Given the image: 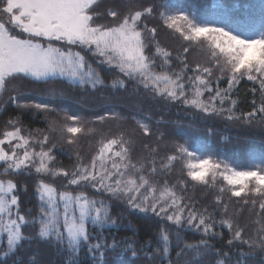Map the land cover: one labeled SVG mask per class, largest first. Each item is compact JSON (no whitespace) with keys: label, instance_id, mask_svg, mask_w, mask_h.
I'll return each mask as SVG.
<instances>
[{"label":"snow or ice","instance_id":"snow-or-ice-1","mask_svg":"<svg viewBox=\"0 0 264 264\" xmlns=\"http://www.w3.org/2000/svg\"><path fill=\"white\" fill-rule=\"evenodd\" d=\"M98 3L99 0H0V92L13 78H27L49 86H54L57 81H67L72 87L99 91L104 81L85 56L74 50L83 49L91 50L92 56L99 58L97 63L118 69L123 76L136 80L145 89L173 101L183 100L208 115L218 116L227 112L229 120L234 118L232 108H225V101L230 99L229 93L241 79L254 81L259 78L260 90L264 93V35L244 39L223 27L197 26L182 13L164 15L166 26L175 29L184 40L209 39L213 47L212 56L216 58L221 74L228 73L227 87L221 89L217 86L213 89L201 75L211 76L212 69H201L200 65H196L191 70L194 75L188 76L193 89V98L189 101L185 99L184 76L177 74L173 78L166 72H155L153 61L145 54L146 45L138 24L143 16L151 15L155 9L136 10L115 25H106L96 22L95 18L100 15L96 10ZM107 14L113 18L118 15L112 10ZM184 26L188 34H185ZM150 31L154 33L156 30L153 28ZM164 63L168 64L169 61L165 59ZM184 67L188 69L186 64ZM125 86L126 81L119 77L112 80L113 89ZM205 91L210 93L207 104L200 99ZM9 101L20 110L35 108L60 115L48 103L21 101L17 96H9ZM217 101L219 107H216ZM230 102L233 106L237 103L236 100ZM252 104L253 110L246 114L247 117L259 114L264 118V96L259 106H256L255 100ZM110 119L119 117L112 111H105L95 116L93 123L103 124ZM62 120L65 123L59 129L58 141L48 134L57 130L56 121H49L47 132L33 138L31 133L23 134L19 116L8 119L5 130L0 134V167H3L0 176L5 177L0 178V236H6L5 257L14 254L23 242L33 239L26 236L22 229L38 225L35 239L57 245L66 242L74 254L87 246L93 264H109L110 256H114L117 250L131 251L132 258H136L137 250L127 240L116 241L113 238L110 244L105 240L102 230L116 225V220L110 215L109 204L104 199L92 198L89 190L123 200L134 212L153 213L176 226L177 259L173 261L170 258V235L161 228L159 235L162 246L158 245L148 256L147 264H180V258L188 251L194 252L197 257L209 253L221 254L209 243L211 238L222 235L215 231L217 221L211 215H205L206 208L200 211L182 205L181 198L174 190L165 187L157 195V188L143 174L136 178L132 172H140L141 169L132 161L128 142L122 135L101 139L87 161L77 153L75 163L70 168L58 163L56 149L66 147L69 152L75 151L77 134L90 131L84 117L79 114L65 111ZM137 123L144 135L150 134L147 125ZM176 151L193 155L183 145L177 146ZM176 159V155L168 157L169 162ZM203 160L188 165L190 169H195L188 172L192 181L206 183L205 177L210 170L213 174L220 170L221 165L211 160L201 166ZM150 171L154 173L155 167ZM25 174L35 182L34 195L39 201L38 214L31 218L21 212V185L16 179ZM219 174L229 186L231 197L241 198L244 204L251 203L254 207L258 205L257 214L264 218V169L240 171L224 165V172ZM24 191L27 192L26 187ZM220 191L223 193L225 189L221 188ZM249 196L259 199L250 201ZM216 204H222L221 197L216 198ZM227 211L224 204L223 214L218 221L221 228L229 231L226 243L264 251V225L246 238L247 227L226 218ZM89 226L99 230L95 236ZM183 230L199 232L201 239L198 243H185L181 235ZM222 255L224 259L217 261V264H231L228 253ZM245 255L243 251L240 252L241 257ZM0 264H7V261L2 260ZM235 264H244V261L240 259Z\"/></svg>","mask_w":264,"mask_h":264},{"label":"trees","instance_id":"trees-1","mask_svg":"<svg viewBox=\"0 0 264 264\" xmlns=\"http://www.w3.org/2000/svg\"><path fill=\"white\" fill-rule=\"evenodd\" d=\"M107 0H100L97 7L101 6ZM131 0H119L120 6H108L104 12V17L109 16L107 13L109 10L116 11L117 22L123 17L134 12L136 10L134 6L131 9H124L125 6L129 5ZM173 1L176 0H169ZM219 2L213 4L211 10H195L193 11L197 21L204 23V16L217 9ZM97 12H101L100 9H96ZM264 15V0H226L221 10L214 15L213 21L218 23L221 22V26H225L223 20L227 18L233 25L245 24L249 20L259 19ZM98 23L101 20L99 15L95 18ZM155 29L153 33L150 30ZM138 30L141 31L144 42H145V54L149 56L150 60L153 61L152 68L155 72H166L167 74L175 76L177 73L174 70V65L171 69L162 68L161 60L157 54V49L162 52L168 53L167 55L171 58H185V64L188 69H183L182 75L184 76L183 82L185 83V99L191 100L193 98V89L188 81V76L194 75L191 71L196 67L189 59V54L194 50L197 44H193L190 41L184 40L180 35L174 33L168 29L161 19L159 18V12H153L151 15H145L142 17ZM248 30V29H246ZM55 43V42H54ZM80 51L85 56L86 61L91 64L92 68L95 69L100 78L104 81V86H101L99 91H93L90 88H83L77 90L78 87L69 86L67 81H57L53 88L50 90L49 85L43 83L34 82L30 79H9L6 84V88L3 92H0V134L5 129V122L8 119L20 117L22 124L20 125L23 131L30 133L34 130H45L48 128V122L51 121L52 117L42 115L36 111L31 110H20L11 103H5V100L9 96H17L21 101L38 103L41 97L45 99H54L61 96H55V86L63 87L66 91H69V87L74 90L69 91V94H75L78 96L82 90L88 89L92 93L98 94L96 98V108H101L105 105L107 107L101 109L99 113H94V116L103 114L105 111H112L117 114L119 119L109 120L100 124L99 134L105 138L112 137V130L119 128L122 131L119 136H123L124 140L130 139L132 142V152L130 156L132 159L139 156V159L135 161L137 166L139 163H144L146 172L150 167H156L159 165L157 160L166 159L177 149V146L181 145L182 139L176 133V129L179 130L183 125L177 124H191L198 126L205 131L199 140H202L201 146L196 154L202 157H207L213 162H222L224 160L230 161V163L238 168H247L250 150H255L264 154V129L263 131H257L259 129L258 121L264 122L259 114L255 117L248 118L247 113L253 110L252 101H256V106H259L262 96L264 93L261 92V85L256 83L252 84L249 81L242 79L229 93L230 99L225 101V108L231 107L233 119L229 120L228 113L224 112L220 115H208V120L203 122L201 119L205 112L192 106L190 103L186 104L183 100H171L165 96L157 95L151 89H145L142 85L138 84L136 80H130L128 77L123 76L118 69L109 67L106 64L97 63L98 57H94L91 54V50L74 49ZM211 63L212 71L216 68L213 60ZM170 64L172 62L170 61ZM119 77L126 81L124 88H116L114 90L118 92L109 91L111 88L112 80ZM227 77L222 76L219 79H214L208 82L209 86L215 89L219 86L221 89L227 87ZM66 84V85H65ZM255 90V91H254ZM75 91V92H73ZM100 91H105L104 94H99ZM210 93L205 91L203 96L200 97L204 103H209ZM145 97V99H144ZM78 103L81 99H75ZM231 100H236L235 106L231 105ZM163 101L165 106L163 105ZM154 102V104H152ZM52 104H57V100L52 101ZM148 104L150 107L148 108ZM219 102H216V107H219ZM136 110V115L133 111ZM236 117H241L237 119ZM152 120L153 122H149ZM145 123L148 127H151L149 135H144L142 129L137 123ZM251 121V122H249ZM138 126V127H135ZM135 127L136 132H141V136L135 137L128 133L130 128ZM209 131V132H208ZM135 132V133H136ZM133 134V133H132ZM210 134V135H209ZM88 143V141H87ZM84 146H87L85 144ZM243 146H245L243 148ZM98 146H95V150ZM75 148V151L69 152L67 148H57L58 153L57 162L67 167H71L75 163L76 154L80 151ZM162 154V155H160ZM91 156V153H86L84 157ZM89 156V157H90ZM88 157V158H89ZM88 158H84L86 161ZM264 168V163H262ZM3 173V167H0V174ZM34 175V174H33ZM186 175V174H185ZM187 176V175H186ZM0 178H5L0 176ZM12 178V177H7ZM149 178L152 179L151 184L158 183L157 190L161 186H166L176 192V195L181 198L182 205H189L196 209L203 211L205 208L207 212L205 215H211L217 221L216 232H220L222 235L213 237L209 240V243L214 249H218L221 253L216 255L209 253L201 257H197L194 252L188 251L187 254L180 258V264H217V261L223 260L224 256L222 253H228L231 257V264H235L237 260L243 259L244 264H262L264 262V251L259 248L250 249L247 245L229 246L226 241L229 238V231L226 228H221L218 224L223 212V205H227V217L232 219L234 222L241 226L247 227L245 236L254 235L262 225H264V218L258 215V205L253 206L251 203L244 204L243 199L231 197L228 191V186L223 183L220 179L210 178L207 183H201L198 181H192L190 178H184L179 181L177 173L172 171L162 172ZM21 185L20 195L21 200V212L29 215V218L34 217L38 214V198L34 195V184L31 176L27 174L16 178ZM59 183H57L58 185ZM27 188V192L24 188ZM224 188L225 191L221 193L220 189ZM92 198L104 199L109 204L110 215L116 220V225L103 229V236L105 240L110 244L113 238L116 241H124L133 244V247L137 250V257L132 258L131 251L121 252L117 250L114 256H110L109 264H147V258L157 248L158 245L162 246V240L160 238V230L164 228L170 235V258L175 261L177 259L176 253L179 249L176 247V226L172 225L166 220H161L156 217L153 213H139L134 212L127 207L123 200H115L104 193H94L89 190ZM221 197L222 204H216V198ZM258 197L249 196L248 199ZM29 210H31L29 214ZM131 222V223H129ZM94 236L98 229L91 228ZM24 234L31 239V243H37L38 245H46L50 248L52 255L45 259L47 264H93L92 258L89 256L87 246L81 247L77 253H72L67 243L63 245H57L47 241H41L35 239L36 233L38 232L37 226H27L22 229ZM183 241L185 243H198L201 239V233L183 230L181 232ZM6 239H2L0 242V251L6 252ZM25 241L23 243H28ZM126 247V245H121ZM183 247V244H181ZM243 251L247 255L241 257L240 252ZM22 252V246L14 253V255L20 257ZM29 254V253H28ZM10 255V254H9ZM25 258V257H24ZM23 264H27V260L22 261Z\"/></svg>","mask_w":264,"mask_h":264},{"label":"rangeland","instance_id":"rangeland-1","mask_svg":"<svg viewBox=\"0 0 264 264\" xmlns=\"http://www.w3.org/2000/svg\"><path fill=\"white\" fill-rule=\"evenodd\" d=\"M130 2L131 3H129V5H127V6H125L124 9L128 10V9H131L133 6L135 9H140V10H143L145 8H148V7H152L155 9V11H154L155 13L157 11L159 12V18L161 19V21L163 22V24L165 26H166V24L164 22V15L170 16V15H175L177 13H182V14L187 15L194 22V24H196L197 26H214V24H215V22L213 21L214 15L221 10V8H222L223 4H225L226 0H176L174 3H173V1H169V0H131ZM218 2H219L218 8L215 9L213 11V13L209 12L204 16V23L203 24H202V22L197 21V18H196L193 11L205 10V9L211 10L212 5L217 4ZM115 5L117 7L120 6L119 0H107L101 6L96 8V9L101 10L100 15H99V17H101V20H99L100 24L115 25L117 23L116 18H113L111 16H107V17L103 16L104 12L107 10L108 6L113 7ZM181 23H183V22H181ZM139 24H140V22H139ZM216 27H220L219 23H216ZM170 30H172L174 33L180 35V33L176 32L175 29H170ZM225 30H228V31L232 32L234 35H237L238 37L244 38V39H254V38L260 36L261 34L264 35V33H261L260 35L254 37V38H250V35L243 34L241 32H237V31H231L229 26ZM184 31H185V34H188L186 26H184ZM190 42H192L193 44H197L196 48L194 50H192L191 53L189 54V59L192 63H194V65H200L201 69L204 67L211 68V63L208 64V62L209 61L211 62V59H212L214 65L216 67L212 71L211 76H208L207 74L201 73V75L204 76L206 81L209 82L211 80V77L214 79H219L222 76L227 77L228 73L225 72L223 75L221 74L219 66L217 65V62H216V58L212 56L213 47H212L211 41L209 39L197 38L195 40H191ZM164 53L165 52H162L161 50L157 49V54L159 56V59L162 62L161 63L162 68H166L165 70H167V69L169 70L174 65V70L177 73L182 74L183 69H184V62L183 61H185V58H183V57L177 58L176 57V58H171L172 60H169L170 58L168 56H165ZM165 59H167L169 61L168 64L164 63ZM170 61L172 62V64H170ZM220 62L221 63L223 62L222 58H220ZM254 75H257V74L254 73ZM244 80L249 81L246 78H244ZM249 82H251L252 84H256V83L260 84L259 78H257L254 81H249ZM66 83H68V82H66ZM69 86H70V84H69ZM69 86H68V88L70 89L69 91L74 90L72 87H69ZM234 87H235V85H234ZM48 88H50V90H51L53 87L49 86ZM80 89H83V88H80V87L77 88V90H80ZM54 90H55V96H61V97L54 98V99H45L44 97H41V99H39L38 103L51 104V106L53 108H56L60 112V115H57L56 112L45 113V112L36 110L35 108H32L33 110L36 111V114L41 113L43 116L46 115L48 117H52L51 121H56V129L57 130L55 132H49L48 133L50 135V138L56 139L57 141L59 140V138H60L59 129L65 123L62 120L63 112L66 111L69 114H72V113L79 114L82 117H84L87 128L90 129V131H86L85 133H82V134H77L78 144L75 146V148L78 149L77 151L81 152L82 156H84L88 152L91 154H94L95 146H99V141L105 137H103L101 134H99V128H101L100 123H93V118L95 117L93 114L99 113V111H101V109L107 107L108 105H105L101 108H96V104H97L96 98L98 97V94L92 93L91 90H88V89L82 90L81 94H79L78 96H76L75 94H69V91H66L63 87L55 86ZM109 91L118 92L114 89H111ZM73 92H75V91H73ZM104 93H105V91H100L99 94H104ZM12 96H14V95H12ZM78 98L81 99V102L78 101V103H77L75 99H78ZM144 99H145V97H144ZM55 100H57V104H52V101H55ZM5 103H11L9 101V98H7L5 100ZM152 104H154V102H152ZM11 105L14 106L12 103H11ZM163 105L165 106L164 101H163ZM147 107L149 108L150 104H148ZM128 111H133L136 115H138L136 113V110L130 109ZM201 119L203 120V122L207 121L208 120V114L205 113L204 116L201 117ZM108 121H106V122H108ZM6 122L4 124L5 126H6ZM149 122H153V121L149 120ZM257 123L259 124V129H257V131H263L264 122L258 121ZM176 125H183V129L181 127L179 128V130L176 129V133L180 136V139H182V135H183L181 145H183L186 149H188V151L191 152L193 155L188 156L187 153H179V152L175 151L170 156L176 155L177 159L169 162V160H168L169 156H168L166 159L157 160L159 162V165L155 167L156 171L154 173H152L150 171L152 167H150L148 169V171L146 172L145 165H144V163L141 162L137 166L138 168L141 169V171L140 172H132V174L136 178H138L139 175L143 174L151 183L152 179L149 178L150 176H153V175H156V174H159L162 172L165 173L167 171H172L174 173H177L179 176V181H182L184 178H190L188 176L189 171H195V169H190L188 167L189 164H194V163H197L201 159L207 158V157H202L199 154H196V152H198V150L201 149L199 147L201 146L202 140H199V137L202 136V133L205 130L198 127V126H194L191 124L185 125L184 123L183 124L175 123V126ZM135 127H138V126H135ZM135 127L130 128L128 133H131L130 135H134L135 137L141 136L142 133L136 132ZM148 128L150 129V132H151V130H152L151 127H148ZM9 130H11V129H9ZM47 130H48V128H46L45 130H39V131L34 130V131H31L30 133L32 134V137L35 138L37 136H40L42 133L47 132ZM121 131L122 130L119 128H114L112 130V134H111L112 137H117V135H119ZM23 134L28 135L29 133L27 131H25V132L23 131ZM87 141H88V143H87ZM126 141L128 142V147L130 149V154H131L133 144L130 141V139H129V141L128 140H126ZM85 144H87V146H84ZM244 147L245 146H243V148ZM248 154L250 155V157L248 159L247 168H245V169L238 168V167L232 165L230 163V161H228V160H224L222 162H213L212 161L213 163H219L221 165V168L218 172H216V174H213V171L210 170L205 177L206 183L208 182V180L210 178H216V179H220L223 183H225L227 185V183L223 180L222 175L219 174V173L224 172V165H227L229 168H233L235 170H240V171L264 169V168H262V163H264V154H262L260 152H256L255 150H250V153H248ZM160 155H162V154H160ZM89 156L84 157V158L87 159ZM131 159H132V157H131ZM138 159H139V156L132 159V161L135 163V161H137ZM207 159H209V158H207ZM59 179L60 178L57 179L56 183H59ZM153 186H155L157 188L158 183L155 182ZM165 187L166 186H164V185L161 186L157 190V195H159V193L161 191H163ZM4 238L6 239V236H0V242ZM6 247H7V245H6ZM51 255H52V252L48 246L43 245V244L38 245L36 242L35 243L28 242L27 244L26 243L22 244V252H21L20 257L14 255V254H10L9 256L5 257L4 252L0 251V261L6 260L7 264H14V262H15V264H23L22 261L27 260V264H47V261L45 259H47V257H49Z\"/></svg>","mask_w":264,"mask_h":264},{"label":"clouds","instance_id":"clouds-1","mask_svg":"<svg viewBox=\"0 0 264 264\" xmlns=\"http://www.w3.org/2000/svg\"><path fill=\"white\" fill-rule=\"evenodd\" d=\"M211 159H204L203 161L200 162V165L203 166L205 164H207Z\"/></svg>","mask_w":264,"mask_h":264}]
</instances>
